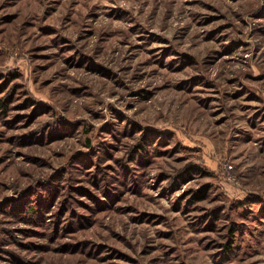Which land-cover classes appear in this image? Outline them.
<instances>
[{
	"label": "rangeland",
	"instance_id": "rangeland-1",
	"mask_svg": "<svg viewBox=\"0 0 264 264\" xmlns=\"http://www.w3.org/2000/svg\"><path fill=\"white\" fill-rule=\"evenodd\" d=\"M0 264H264V0H0Z\"/></svg>",
	"mask_w": 264,
	"mask_h": 264
},
{
	"label": "trees",
	"instance_id": "trees-1",
	"mask_svg": "<svg viewBox=\"0 0 264 264\" xmlns=\"http://www.w3.org/2000/svg\"><path fill=\"white\" fill-rule=\"evenodd\" d=\"M3 107H5V106L3 105ZM140 143H141L140 146L143 148L145 147V144L149 143L147 135L144 136V140H142ZM208 191L209 190L206 187L203 189L196 190L193 193L192 198L196 201L203 200L207 197Z\"/></svg>",
	"mask_w": 264,
	"mask_h": 264
}]
</instances>
